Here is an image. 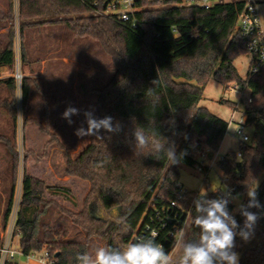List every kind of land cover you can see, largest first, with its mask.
<instances>
[{"label":"trees","instance_id":"16d2710c","mask_svg":"<svg viewBox=\"0 0 264 264\" xmlns=\"http://www.w3.org/2000/svg\"><path fill=\"white\" fill-rule=\"evenodd\" d=\"M92 1L18 0L22 42L27 28L63 23L76 36L90 37L99 44L109 59L111 74L105 84L94 88L97 98L93 111L97 118L110 116L114 126L120 125L118 132L101 129L100 138L89 136L88 144L77 154L63 153L62 175L79 177L90 184L78 211L45 197L48 189L67 195L71 192L69 187L48 185L23 169L18 214L22 229L20 248L25 255L47 252L50 264H78V255L90 254L93 238L103 240L106 247L122 249L139 237L150 236L152 231H157V242L172 254L176 234L186 219L181 208L188 206L187 197L193 192L179 198V163L191 167L201 163L207 172L209 166L198 156H211L218 151L229 127L227 120L199 105L212 78L226 88L236 83L251 90V101L244 99L242 110L248 125L253 127L250 140L240 145L241 156L232 151L217 162L226 191L231 196L247 194L264 170V64L257 72L249 70L246 78L234 64L237 56L248 52L236 29L246 0H223L209 8L182 5L180 0H138L136 26L115 15L96 13ZM13 40L0 53V65L14 68ZM34 80L23 79L24 104ZM4 82L8 89L5 96H0V107L13 121V129L10 133L0 132V142L9 157L1 180L10 182L6 196L10 205L20 163L17 85L13 76ZM221 102L236 108V102ZM33 120L49 135L44 154L58 137L47 122ZM137 125L148 133L156 132L158 138L159 134L164 137L166 146H174L179 162L169 165L163 152L157 159L149 154V149L143 155L135 154L133 130ZM27 155L24 151V163ZM256 191L262 207L250 209L259 216L252 237L247 242L236 237L238 264H264V179ZM223 193L209 191L208 196L217 198ZM247 203L248 197L244 204ZM54 206L70 218L76 227L74 232L69 231L61 217L47 218ZM228 208L232 213V202ZM233 216L243 227L244 218L239 211ZM198 232L194 226L189 227L187 239H196Z\"/></svg>","mask_w":264,"mask_h":264},{"label":"rangeland","instance_id":"374dc122","mask_svg":"<svg viewBox=\"0 0 264 264\" xmlns=\"http://www.w3.org/2000/svg\"><path fill=\"white\" fill-rule=\"evenodd\" d=\"M258 1L261 22L264 28V0ZM2 4L7 6L8 9L12 6L11 0H0V6ZM13 6V14H9V10L6 14H8L12 22L9 32L10 41L11 38H13L15 45L16 37H18L17 42L22 41L19 40L22 39V35L19 27L21 20L18 14V0H14ZM51 27L52 30L48 32V37L51 36L56 40V106L54 107L56 110L53 112L48 110L41 111L40 96L36 98V101L34 97H31L28 106H26L23 103L21 94L19 102H21L22 115L18 120L17 113L16 120L17 142L21 154L23 151L28 153L25 163L23 165L21 164V171L26 169L30 174L43 179L48 185L69 187L71 192L67 195L56 193L54 190L48 189L45 192V197L47 200H53L54 202L58 201L60 204L78 211L83 206L90 184L87 180L79 177L62 175L64 165L63 153L68 151L71 154H77L88 144L89 136L78 137L75 134V130L82 125L85 129L87 128L86 123H84L85 118L83 113L87 110L94 109L97 98L94 88L96 86H102L108 81L111 74V66L109 64V59L101 51L99 44L90 37L76 36L63 23H56ZM17 48L18 46L15 48L17 55L16 62L22 64V55L21 53L18 54L19 50L17 51ZM64 56L68 57L67 62H63L62 59ZM252 57L253 55L247 52L237 56L234 60L238 72L244 78L247 77ZM12 71L14 72L13 67H9L7 70L8 73ZM240 90L241 93L230 91L213 78L210 79L206 85L199 105L207 107L215 115L227 120L229 122V127L218 151H214L211 156H198L199 160L204 159L205 164L209 166L207 172L199 171L196 166L191 167L184 163H179L180 184L184 189L200 193L207 192V194L212 188H216V190L223 192L226 191L227 186L224 182L223 172L217 165V162L232 151L238 152L240 150V143L235 136L237 121L243 113V103L239 102V99L242 95L245 98L251 95V90L249 88H240ZM222 99L231 102H239V107L234 109L229 104L222 103ZM69 106L80 110L79 115L71 117L73 121L71 125L67 120L62 119V113ZM0 110V132L10 133L13 129V121L6 114L4 109L0 107ZM25 116L29 119L27 124L23 122ZM33 119L40 120L43 124L47 122L49 129L58 137L56 143L44 154V141L49 138V135L39 126L37 121L35 122ZM245 131L251 136L253 132L252 125H248ZM8 163L9 157L7 149L4 144L0 142V192L2 196H7V187L10 185L8 179H4V182L1 180V175L4 174V170L7 168ZM263 179L264 170L255 181L253 188L256 187V185L258 186ZM232 197H234L232 203L234 205L233 210H235L231 213L233 215L237 211L238 205L245 203L247 194L235 193ZM57 217H61V220H65L70 232L76 230L70 218L54 206L50 209L47 218L52 219ZM189 220L190 218L186 225L189 224ZM188 229L189 228H187V232ZM99 247H106L105 242L99 238L91 239L90 254H94L95 250ZM180 254V249L176 243L170 256L175 260Z\"/></svg>","mask_w":264,"mask_h":264},{"label":"clouds","instance_id":"9594fccd","mask_svg":"<svg viewBox=\"0 0 264 264\" xmlns=\"http://www.w3.org/2000/svg\"><path fill=\"white\" fill-rule=\"evenodd\" d=\"M80 114V110L69 106L62 113V119L71 125V117ZM84 123L75 130L78 137H99L101 129L113 133L120 131V125H113V118L105 116L97 118L93 110L83 113ZM135 154H149L159 159L163 152L169 165L178 163L174 146H166L167 140L156 132L148 133L141 126L133 130ZM257 185L247 189V204H239L238 211L244 218L243 227L237 223L230 213L228 205L234 199L231 193L224 192L217 198H208L207 192L199 193L193 200L194 214L190 215L189 224L179 232L177 246L181 254L173 260L165 251L163 244L156 240L157 233L148 237H139L135 242L125 248L99 247L94 254H81L77 256L78 264H238V254L234 251L236 237L239 236L247 242L254 234V227L259 218L258 214L250 211L252 208L260 209L262 205L257 199ZM213 191H217L213 189ZM194 226L199 230L196 239H187V228ZM239 229V230H238ZM238 230V231H237Z\"/></svg>","mask_w":264,"mask_h":264},{"label":"built area","instance_id":"2783aa9c","mask_svg":"<svg viewBox=\"0 0 264 264\" xmlns=\"http://www.w3.org/2000/svg\"><path fill=\"white\" fill-rule=\"evenodd\" d=\"M137 1L138 0H93L92 2L96 13L115 15L119 19L130 21L132 25L136 26L138 24V19L135 16V12L139 9L137 7ZM221 1L223 0H180V4L197 5L200 7L209 8L215 3ZM236 29L244 38L245 48L253 55L249 64V70L251 72L259 71L264 64V28L262 26L257 0H246L245 7L239 15ZM16 40H18V37ZM19 45L20 43L16 41L15 48L18 46V54H20ZM13 77L15 78L17 85V113L19 120L22 115L21 102H19V99L22 94V83L24 79V73L22 71L20 62L15 63ZM227 88L230 91H237L241 93V87L236 83L229 84ZM244 99L246 101H251V97L245 98L242 95V97L239 99V102L243 103ZM239 102H236V108L239 107ZM247 126V115L243 112L237 121V127L235 130V136L237 137L240 145L250 140V134L245 131ZM18 151L20 162L19 172L14 187L11 204L7 205V197L5 195L2 196V202L0 204V264H7L10 261L22 264L21 261H19L20 257H24L27 260L39 259L45 264H50L48 261L47 252L31 253L25 255L20 248L22 229L18 225V214L20 210L23 187V171H21V164H24V151L22 154L20 148H18ZM236 155L241 156V151L239 150L236 152ZM196 167L199 171H205L204 165L201 163L196 164ZM188 191L190 190L184 189L183 186H181L179 198H184ZM199 193L200 192L196 191L191 192L187 197L188 206L181 208L186 214V219L183 222L181 229L185 228L190 215L194 214L193 200L198 197ZM207 197L209 198L208 194ZM153 232L157 233V231H152V233ZM178 236L179 233L176 234L177 240Z\"/></svg>","mask_w":264,"mask_h":264},{"label":"crops","instance_id":"0c3cea01","mask_svg":"<svg viewBox=\"0 0 264 264\" xmlns=\"http://www.w3.org/2000/svg\"><path fill=\"white\" fill-rule=\"evenodd\" d=\"M8 10V7L4 4L0 6V53L10 42L9 32L12 22L8 14H6ZM53 25L45 24L39 27L27 28L23 34V42H19L21 55L23 43L24 54L22 56L23 62L21 67L24 77L36 79L32 82V87L25 105L28 106L31 97H34L36 101V98L40 96L41 111L48 110L50 112L56 110L54 108L56 106V40L51 36L48 37V32L52 30L51 26ZM16 41L15 39V46ZM62 60L63 62H67L68 57L64 56ZM8 69V66L0 65V96L7 94L8 87L4 80L13 76V71L8 73ZM19 261L22 264H45L39 259L27 260L24 257H20Z\"/></svg>","mask_w":264,"mask_h":264},{"label":"water","instance_id":"95a60500","mask_svg":"<svg viewBox=\"0 0 264 264\" xmlns=\"http://www.w3.org/2000/svg\"><path fill=\"white\" fill-rule=\"evenodd\" d=\"M211 191H213V189H211Z\"/></svg>","mask_w":264,"mask_h":264}]
</instances>
